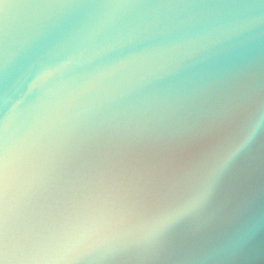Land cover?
I'll return each mask as SVG.
<instances>
[{
  "label": "water",
  "instance_id": "water-1",
  "mask_svg": "<svg viewBox=\"0 0 264 264\" xmlns=\"http://www.w3.org/2000/svg\"><path fill=\"white\" fill-rule=\"evenodd\" d=\"M0 264H264V0H0Z\"/></svg>",
  "mask_w": 264,
  "mask_h": 264
}]
</instances>
